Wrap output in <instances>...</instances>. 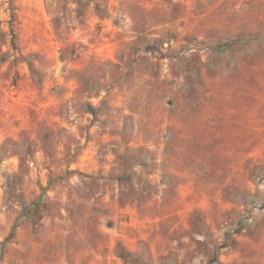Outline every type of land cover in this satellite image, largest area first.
I'll use <instances>...</instances> for the list:
<instances>
[{
  "label": "rangeland",
  "instance_id": "rangeland-1",
  "mask_svg": "<svg viewBox=\"0 0 264 264\" xmlns=\"http://www.w3.org/2000/svg\"><path fill=\"white\" fill-rule=\"evenodd\" d=\"M0 242L264 264V0H0Z\"/></svg>",
  "mask_w": 264,
  "mask_h": 264
},
{
  "label": "trees",
  "instance_id": "trees-1",
  "mask_svg": "<svg viewBox=\"0 0 264 264\" xmlns=\"http://www.w3.org/2000/svg\"><path fill=\"white\" fill-rule=\"evenodd\" d=\"M11 18H12V14H11ZM252 36H250V35H248V36H246V37H244V38H242V39H234V40H232V41H229L228 43H227V45H230L231 43H236V42H238V43H241V42H248V39L249 38H251ZM11 38H12V43H13V38H14V34H12L11 35ZM14 44V43H13ZM14 46V48H15V45H13ZM89 110H91V112H93V108L90 106L89 107ZM14 227H15V225H13V227H12V229H11V232H10V234H9V236L7 237V238H9L11 235H12V233H13V231H14ZM6 240V239H5ZM2 243L0 242V245H1Z\"/></svg>",
  "mask_w": 264,
  "mask_h": 264
}]
</instances>
